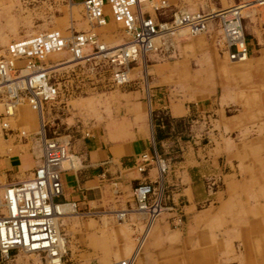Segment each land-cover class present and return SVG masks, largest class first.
Wrapping results in <instances>:
<instances>
[{"label":"rangeland","instance_id":"obj_1","mask_svg":"<svg viewBox=\"0 0 264 264\" xmlns=\"http://www.w3.org/2000/svg\"><path fill=\"white\" fill-rule=\"evenodd\" d=\"M82 1L0 0V56L6 53L10 43L32 34L54 29L71 34L92 29ZM195 1L201 4L208 2ZM250 1L258 3V0H236L230 6ZM181 8L189 9H177ZM211 10L210 7L207 12ZM243 13L250 42L248 60H231L223 53L227 50L221 33H210V29L198 36L179 35L174 38V47L149 54L146 64L140 63L132 70V81L123 86L113 82L111 68L106 61L97 59L95 64L80 62L72 59L66 50L50 53L44 58L47 65L52 67V77L61 86L58 100L45 104L43 117L46 135L68 142L70 153L77 154L84 162L76 174L74 171L64 172L70 186L65 184L64 194L58 198L64 201L65 196H71L72 199L66 201L77 202L80 213L68 219L69 225L64 224L67 233V229L73 226V231L68 233L70 251L66 264L100 262V252L106 246L117 248L118 253L130 248L126 256L118 259L130 258L137 250L135 238L144 226L143 221L136 212V206L125 205L133 202V190L129 195L116 197L114 193L120 192L115 189L112 192L113 203L116 204L114 207L101 200L99 191L90 195L88 192L95 190H85L83 187V178L90 172L85 166V157L99 139L108 138L112 142L128 139L136 142L144 136L151 140L155 112L162 115L163 125L159 127L158 144L155 132L152 154L158 153L168 166L163 177L159 175L158 182L152 184L157 190H164L166 210L159 218H164L165 212L169 210L175 213L171 215V225L167 224L165 234L158 231L159 221H156L137 261L145 251H151L150 264H246L248 257L243 241L247 238L242 237V229L251 226L250 236L254 238L252 243L256 262L264 264V4L245 9ZM72 14L78 15L80 23L73 20ZM112 24L117 25L116 30L95 29L107 44L110 41H126L127 35L122 25L117 22ZM210 36L219 44L220 53L211 44ZM185 38H190L191 46L188 43L180 44ZM197 38H201V41L196 42ZM64 62L67 63L58 65ZM156 90L172 105L214 106L207 116H202L205 128L198 137L200 142L197 146H218L221 153H227L232 158V178L239 185L231 195L235 200L244 198L249 201L244 208L237 201L231 207L233 232L226 234L219 231L218 238L211 243L208 239L204 240L202 246L193 239L181 238V234L187 235L181 230L185 215L181 208L167 207L169 192L164 187L169 163L178 159L182 146L191 140L193 119L199 117L175 118L167 108L155 109L152 94ZM219 108L225 114L220 120L217 119ZM137 115L138 120L135 119ZM40 126L38 112L23 102L12 119L13 130L5 139H0V171L7 174L11 181H18L21 176L28 177L41 161ZM21 131L26 132V136H22ZM10 160L13 161V170L4 163ZM24 162L27 164L22 168ZM18 168L25 175L19 173L17 176L15 172ZM75 175L79 178L80 186ZM110 177H101V188L120 187L119 179ZM120 200L125 203L123 209H120ZM124 209L130 210V214L126 219H119L117 213ZM177 214H181L184 221L178 227L173 223ZM217 227L219 230L222 224L219 223ZM195 233H191L192 236ZM202 247L206 248V253H196ZM40 257L36 253L17 251L7 260L0 255V264H44L43 257L42 262Z\"/></svg>","mask_w":264,"mask_h":264},{"label":"built area","instance_id":"obj_2","mask_svg":"<svg viewBox=\"0 0 264 264\" xmlns=\"http://www.w3.org/2000/svg\"><path fill=\"white\" fill-rule=\"evenodd\" d=\"M82 3L92 29L71 34L54 29L34 34L10 43L6 53L0 56L1 138L5 139L13 130L12 119L23 102L45 115V104L60 97V83L52 77V68L44 59L50 53L66 50L72 59L90 64H95L97 59L106 61L111 68V78L118 86L132 81V70L147 62L149 54L174 47L172 39L182 30L196 35L208 32L211 24L216 23L231 60H244L249 53L241 4L217 12L181 8L174 11L172 20L162 21L155 15L169 7L168 0H83ZM258 4H264V0H259ZM111 20L121 24L127 35L121 45H107L95 29ZM39 133L42 156L31 176L10 181L0 171L3 198L0 202V255L7 260L14 252L23 251L41 255L44 264H66L70 247L59 227L65 201L58 198L64 194L62 164L69 157V143L48 137L45 129ZM21 135L26 136V132L21 131ZM154 164L163 177L168 165L158 153H143L136 167L144 172ZM164 197L163 188L157 190L152 183H143L133 189L136 212L144 225L135 238L136 247H143L151 228L166 210ZM72 203L78 209L77 202ZM129 211L121 210L117 217L126 219ZM173 220L177 227L184 222L181 214ZM133 262L130 257L108 264Z\"/></svg>","mask_w":264,"mask_h":264},{"label":"crops","instance_id":"obj_3","mask_svg":"<svg viewBox=\"0 0 264 264\" xmlns=\"http://www.w3.org/2000/svg\"><path fill=\"white\" fill-rule=\"evenodd\" d=\"M168 2L171 4V7L155 15L159 20L162 21L171 20L173 12L179 7H187L189 8L188 10L191 11H196L200 9H202L203 11H207L211 7L212 11L217 12L227 8L225 4H227L229 8L230 4L236 2V0H208V2L202 4L196 2L195 0H168ZM72 16H73V20L76 19L77 23H80V19L78 18V15L72 14ZM251 16L253 17L252 14ZM112 22L115 23V21H111L107 25L98 28H100V30L102 29L106 31H109V29L116 30L117 25L112 24ZM210 33H220L219 27L217 26L216 23L211 24ZM210 37L212 38L211 44H213L219 52L221 50L219 44L212 36ZM190 38L183 39L180 42V44L188 43L189 44L188 46H191L190 44L192 43V41L190 40ZM120 41L121 40L119 41L117 40L115 42L110 41L109 43H117ZM195 41L200 42L201 38H197L195 39ZM248 46H249V54H250L249 40H248ZM223 53L224 54L226 53L228 55V53L225 51ZM248 57L249 55L246 56L244 60H248ZM158 92L159 91L156 90V93L152 94L153 96L152 101L154 103L153 106L155 109L160 110L163 108H167L168 111L171 113V115L175 118H187L190 116L199 117V119H193L194 123L191 126V131H193L192 132L193 134H191L192 135L191 140L193 139V141L190 140L186 142L182 146V151L179 153L178 159L174 161V163H169L170 166L169 170L166 172L164 177V187L169 192L168 200L166 202L168 204L167 207L169 209L171 208L174 209L178 207L181 208L182 211L184 212L185 223L181 230L187 235L184 236L181 234V238L193 239L197 242V244L200 243L199 245L202 246L204 245V240L206 241L208 239L209 242L211 243L216 238H218L219 231L221 233H226V234H230L231 232H233L232 231L234 230L232 226L233 220L231 216V214H233V210H231V207L233 206L234 202L237 201L244 208L245 206H248L246 205V203L249 201H246L244 198L235 200L233 194L231 195L233 191L235 192V188L237 187V185H239V184H235L237 182L232 178L233 177L232 174H234L230 162L231 161L230 159L232 158H230V156L227 153H221L219 151L218 146L210 145V144L197 146L198 142H200L198 140V137L203 133V130L205 128V122L202 119V116H205V114L207 116V113L209 111L214 110L213 108L214 106L209 105L206 108L205 107L201 108L199 106H191L181 103H175L172 105V103H167L166 98L162 97ZM41 114L38 112L41 126H43V114L42 115ZM224 115L225 114H223L221 108H219V115L217 119L218 120L222 119ZM135 119L138 120V115L135 117ZM40 130L44 132L43 128ZM152 134L154 135L152 136ZM0 139L3 138L0 137ZM11 149L13 148L11 147ZM154 149H155V128H154V133H151V140H148V138L144 136L141 139H137L136 142L128 139L116 141V142H112L108 138H105L104 140L99 139L93 145L92 149L88 151L85 157L86 159L85 166L86 168H88V170H90V172H88L87 176H85L86 178L85 177L83 178L84 189L85 190L94 189L95 191L88 192L90 193V195L94 194V192L96 194L99 191V193H101V200L107 203L110 207H114L116 206V204L113 203L114 196L123 197L124 195H129L133 190V188L143 183L156 184L159 180V169L156 165L148 166L144 172H140L136 167L139 156L142 155L143 153H153ZM4 163L7 164L8 168H11L13 170L12 160H10L9 163L8 162H4ZM26 164L27 163L24 162L21 165V167L24 168ZM82 165H84V162L81 159V157L75 153H70L69 160L64 162L62 165V169L64 170L63 171L64 185L67 184V186H70L69 185L70 181L68 182L69 178L67 176L65 178L64 172L68 170V171H74L76 174V171H78ZM15 173L17 176H19V173L25 175V172H21L19 168L18 171ZM32 173L33 170L29 176H31ZM6 176L7 174L5 175V177ZM102 176H105L106 178L111 176L110 179L116 177L117 179H119L120 187L111 188L108 186V189L101 188L100 182ZM5 177H3L2 179H4ZM21 177L25 178L23 176ZM76 178H77L76 181L78 183V186H80L78 176H76ZM74 181L75 180H73V182ZM96 188H99L100 190H97ZM115 189H117L120 192V194L114 193L113 196L112 192L113 191L115 192ZM68 199H72V197L69 195L65 196L64 203H68V204L72 203V201L71 202L66 201ZM94 201L95 200H92L91 202ZM124 204L123 201L121 200L119 201V206L121 207L120 209H123ZM125 205L126 207L136 206L134 198L131 204L126 203ZM165 213L166 216L164 218H159L158 219L159 222L157 224L159 227L158 231L161 232L162 234L164 231L167 230V224H169V226L171 225L170 218L171 215L173 216L175 212L169 210V212L167 211ZM77 214H80L78 209L75 213H70L66 215L60 221L61 228L66 234L68 240H69L68 233L73 231V226L69 227L70 229H67L68 230L67 233L64 224L66 223L67 225H69L70 223L68 219L78 216ZM219 223L222 224V227H220L219 230H217L218 228L217 225ZM256 225H258V223H256ZM153 227L151 228V230L153 229ZM210 228L212 229V231L209 232ZM242 231H243L242 237L247 238V240L245 239V241H243L244 250L246 251L248 257V260L245 261V263L257 264L255 258L256 253L253 250V243H252L253 237L250 236L251 226L248 228L244 227ZM193 232H196L194 236H192L191 234ZM141 249L139 245L137 247V250L133 253V255L136 254L134 264H150L151 251L149 252L145 251L137 261ZM116 250L117 248L113 246L104 247L100 252V260H101L100 263L108 264L112 262L114 258L118 259L122 256H126L130 248L121 253H118ZM220 251H223V249ZM196 253L204 255L206 253V248L202 247L198 249ZM87 263L89 264L92 262L89 261Z\"/></svg>","mask_w":264,"mask_h":264},{"label":"bare ground","instance_id":"obj_4","mask_svg":"<svg viewBox=\"0 0 264 264\" xmlns=\"http://www.w3.org/2000/svg\"><path fill=\"white\" fill-rule=\"evenodd\" d=\"M259 1V0H258ZM257 1H250V2H246V3H244V4H241V7H243L242 8V11L244 12V10L245 9H251V8H255L256 6H257V4L258 3H256ZM229 7H231V6H229ZM228 8V7H227ZM227 8H225V9H227ZM187 30H182L181 31V33H179L178 35H176V37L177 36H179V35H183V34H188L187 32H186ZM204 33H206V32H204ZM204 33H200V34H204ZM39 34V33H38ZM32 35H34V34H32ZM197 35V34H196ZM31 36V35H30ZM176 37H174V38H176ZM174 40L172 39V42H173ZM121 44H123V41L121 40L120 42H117V43H109V44H107V45H109V46H118V45H121ZM173 44H174V42H173ZM72 60V59H71ZM67 62H64V63H60V64H58V65H61V64H66ZM50 68H52V67H50ZM17 112V111H16ZM42 115V114H41ZM42 129V128H41ZM41 131V133H43V131L42 130H40ZM69 158H70V154H69V157L67 158V159H65L64 160V162H66L67 160H69ZM63 162V163H64ZM63 165V164H62ZM3 201V198H2V195H1V193H0V202H2ZM64 209H65V213H64V216L63 217H65L66 215H68V214H70V213H75L76 211H77V209H75L74 208V205H73V203H64ZM62 217V218H63ZM61 218V219H62ZM61 221V220H60ZM121 221V220H120ZM59 227H60V230L63 232V234L65 235V237L67 238V236H66V234L64 233V231L62 230V228H61V224H59ZM67 240H68V238H67ZM68 243H69V240H68ZM69 247H70V245H69ZM37 254V253H36ZM39 256H41V255H39ZM131 258L132 259H134V261H135V258H136V254H134L133 256H131ZM125 259V258H124ZM40 260H41V262L43 261V259H42V257H40ZM107 264V263H106ZM132 264H134V262L132 263Z\"/></svg>","mask_w":264,"mask_h":264},{"label":"trees","instance_id":"obj_5","mask_svg":"<svg viewBox=\"0 0 264 264\" xmlns=\"http://www.w3.org/2000/svg\"><path fill=\"white\" fill-rule=\"evenodd\" d=\"M162 118H163L162 115H159L158 112H155V114H154V122H155V132H156V141H157V144L160 141L159 131H161V130H160L159 127H161V125H163Z\"/></svg>","mask_w":264,"mask_h":264}]
</instances>
